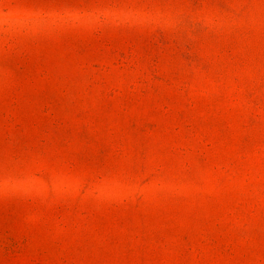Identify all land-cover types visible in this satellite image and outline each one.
Instances as JSON below:
<instances>
[{"label": "rangeland", "instance_id": "1", "mask_svg": "<svg viewBox=\"0 0 264 264\" xmlns=\"http://www.w3.org/2000/svg\"><path fill=\"white\" fill-rule=\"evenodd\" d=\"M0 264H264V0H0Z\"/></svg>", "mask_w": 264, "mask_h": 264}]
</instances>
